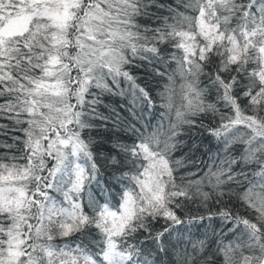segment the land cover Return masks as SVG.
Here are the masks:
<instances>
[{
	"label": "snow or ice",
	"instance_id": "1",
	"mask_svg": "<svg viewBox=\"0 0 264 264\" xmlns=\"http://www.w3.org/2000/svg\"><path fill=\"white\" fill-rule=\"evenodd\" d=\"M0 264H264V0H0Z\"/></svg>",
	"mask_w": 264,
	"mask_h": 264
},
{
	"label": "trees",
	"instance_id": "2",
	"mask_svg": "<svg viewBox=\"0 0 264 264\" xmlns=\"http://www.w3.org/2000/svg\"><path fill=\"white\" fill-rule=\"evenodd\" d=\"M180 155H182V153L178 152V153H177V156H180Z\"/></svg>",
	"mask_w": 264,
	"mask_h": 264
}]
</instances>
